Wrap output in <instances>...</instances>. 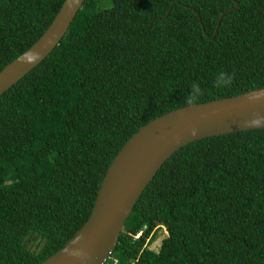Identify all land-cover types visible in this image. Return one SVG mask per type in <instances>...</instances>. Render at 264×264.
<instances>
[{
	"label": "trees",
	"instance_id": "trees-1",
	"mask_svg": "<svg viewBox=\"0 0 264 264\" xmlns=\"http://www.w3.org/2000/svg\"><path fill=\"white\" fill-rule=\"evenodd\" d=\"M65 1L0 0V72L41 38ZM221 72L231 83L216 85ZM193 83L201 94L189 103ZM262 87L264 0H86L59 45L0 97V264H40L62 249L142 126ZM160 226L168 235L156 251ZM112 257L264 264V129L174 153Z\"/></svg>",
	"mask_w": 264,
	"mask_h": 264
},
{
	"label": "water",
	"instance_id": "water-1",
	"mask_svg": "<svg viewBox=\"0 0 264 264\" xmlns=\"http://www.w3.org/2000/svg\"><path fill=\"white\" fill-rule=\"evenodd\" d=\"M85 1L66 0L41 38L4 67L0 97L59 45ZM233 10L221 15L216 34L224 15ZM36 53L39 59L29 61ZM254 129H264V87L178 108L142 126L109 167L89 220L62 249L40 264H105L141 195L174 153L200 139Z\"/></svg>",
	"mask_w": 264,
	"mask_h": 264
},
{
	"label": "clouds",
	"instance_id": "clouds-1",
	"mask_svg": "<svg viewBox=\"0 0 264 264\" xmlns=\"http://www.w3.org/2000/svg\"><path fill=\"white\" fill-rule=\"evenodd\" d=\"M28 59H29V61L34 62L35 60L39 59V54L38 53L33 54ZM231 79H232V77L229 74L224 73V72H221V73H219L217 75L216 85L217 86H221L222 84H225V83H231ZM199 94H201V90H200L199 84L198 83H193V85H192V91L190 93V96L188 98H186V100L189 103H191L192 102V97H194L196 95H199ZM193 134H195V133H193ZM149 240L150 239H148V242H149Z\"/></svg>",
	"mask_w": 264,
	"mask_h": 264
},
{
	"label": "rangeland",
	"instance_id": "rangeland-1",
	"mask_svg": "<svg viewBox=\"0 0 264 264\" xmlns=\"http://www.w3.org/2000/svg\"><path fill=\"white\" fill-rule=\"evenodd\" d=\"M115 94H118L117 92H115ZM167 231H166V228L164 227H159L158 230H157V233H156V240L153 241V244L151 245L153 247L154 250H159V247L161 245V242L162 240L167 237Z\"/></svg>",
	"mask_w": 264,
	"mask_h": 264
},
{
	"label": "built area",
	"instance_id": "built-area-1",
	"mask_svg": "<svg viewBox=\"0 0 264 264\" xmlns=\"http://www.w3.org/2000/svg\"><path fill=\"white\" fill-rule=\"evenodd\" d=\"M142 233L143 232H139L136 236H134V239L137 240L142 235ZM110 260H112L111 263H109ZM105 264H120V263H119V260L117 258H114L111 256Z\"/></svg>",
	"mask_w": 264,
	"mask_h": 264
}]
</instances>
